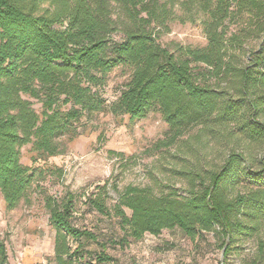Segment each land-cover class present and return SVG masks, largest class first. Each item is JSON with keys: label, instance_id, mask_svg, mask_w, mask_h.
<instances>
[{"label": "trees", "instance_id": "1", "mask_svg": "<svg viewBox=\"0 0 264 264\" xmlns=\"http://www.w3.org/2000/svg\"><path fill=\"white\" fill-rule=\"evenodd\" d=\"M174 19L198 21L206 45L181 47L177 55L161 46L156 33ZM249 40H257L256 48L246 47ZM118 65L132 72L112 109L130 120L157 109L168 129L156 150L194 127L198 143L208 136L221 148L217 163L201 167L195 154L192 168L180 171L184 193L127 185L111 209L103 187L88 196L89 208L118 219L123 235L115 244L178 228L190 240L218 234L226 254L228 243L264 231V0H0V194L6 208L16 207L31 185L19 149L32 143L42 154H56L58 138L72 123L101 108L96 88ZM24 95L41 103L40 115ZM47 207L54 264H118L97 235L72 223L71 195ZM82 240L102 250L89 251ZM5 261L0 240V264Z\"/></svg>", "mask_w": 264, "mask_h": 264}, {"label": "rangeland", "instance_id": "2", "mask_svg": "<svg viewBox=\"0 0 264 264\" xmlns=\"http://www.w3.org/2000/svg\"><path fill=\"white\" fill-rule=\"evenodd\" d=\"M112 38L117 40L120 35ZM156 38L176 55L181 47L206 45L198 21L180 23L174 19L156 33ZM245 45L256 48L257 40ZM131 72V67L118 65L106 74L104 83L96 88L101 108L83 113L72 123L58 138L56 154H42L32 143L19 149L20 163L32 180L26 195L12 209L6 208L0 194V240L6 249L5 264H54L55 231L49 223L47 204L59 203L67 195L73 198L72 223L97 235L105 244V254L118 264H263V230L228 243L226 254L218 234L204 232L190 240L178 228L163 229L158 235L146 233L136 240L128 237L125 245H119L115 242L123 231L118 219L112 212L100 215L86 205V198L97 194L99 187H103L101 194H106L108 209L127 185L184 193L186 178L180 171L192 168L194 155L202 158L200 166L204 168L217 163L220 157L221 145L208 136H203L200 143L194 139L199 127L191 128L174 145L156 150L154 143L165 136L168 127L155 108L138 120L114 112L112 106ZM22 97L40 115L41 103ZM67 108L68 105L62 107ZM125 213L129 211L125 209ZM81 242L89 251L102 250L94 242Z\"/></svg>", "mask_w": 264, "mask_h": 264}]
</instances>
